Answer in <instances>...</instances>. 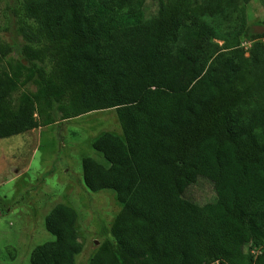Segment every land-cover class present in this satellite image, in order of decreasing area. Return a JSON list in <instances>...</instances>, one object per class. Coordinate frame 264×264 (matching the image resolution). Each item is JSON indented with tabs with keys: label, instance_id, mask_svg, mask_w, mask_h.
Wrapping results in <instances>:
<instances>
[{
	"label": "trees",
	"instance_id": "1",
	"mask_svg": "<svg viewBox=\"0 0 264 264\" xmlns=\"http://www.w3.org/2000/svg\"><path fill=\"white\" fill-rule=\"evenodd\" d=\"M196 1L25 0L51 71L35 100L13 97L15 80L0 72V139L56 123L58 112L67 120L108 109L123 133L92 142L106 166L82 159L86 189L111 190L120 205L112 242L88 264H264V248L245 255L264 243V108L244 98L261 73L239 50L234 4L200 10ZM199 179L215 202L184 197ZM76 220L55 206L44 219L54 240L35 247L29 264H75Z\"/></svg>",
	"mask_w": 264,
	"mask_h": 264
},
{
	"label": "rangeland",
	"instance_id": "2",
	"mask_svg": "<svg viewBox=\"0 0 264 264\" xmlns=\"http://www.w3.org/2000/svg\"><path fill=\"white\" fill-rule=\"evenodd\" d=\"M234 4L242 15L243 31L239 36V50L252 73H261L255 89L244 98L264 108V0H197L192 4L200 10ZM25 0H0V72L10 75L18 89L13 95L24 93L35 100L44 88L51 64L42 56L49 43L43 26L23 12ZM156 3H145V14H156ZM19 44L25 52L14 50ZM221 47L222 41L213 40ZM43 114L51 109L41 99ZM45 126L41 131L0 139V264H29L32 250L54 240L44 227L45 216L57 205L69 206L77 213L76 236L80 252L75 264H88L105 241H111L109 230L120 209L111 190L92 192L86 189L82 177V159L93 158L106 163L92 148V142L104 133L123 139L121 126L113 109L91 112L76 118L62 119ZM35 130H38L35 129ZM184 197L197 204L213 203L216 196L212 185L199 179ZM264 248L250 243L245 248L247 258Z\"/></svg>",
	"mask_w": 264,
	"mask_h": 264
},
{
	"label": "crops",
	"instance_id": "3",
	"mask_svg": "<svg viewBox=\"0 0 264 264\" xmlns=\"http://www.w3.org/2000/svg\"><path fill=\"white\" fill-rule=\"evenodd\" d=\"M43 128H44V127H43ZM43 128L39 127L38 130L33 129V130H32V133H35L34 131L39 132V131H41Z\"/></svg>",
	"mask_w": 264,
	"mask_h": 264
}]
</instances>
